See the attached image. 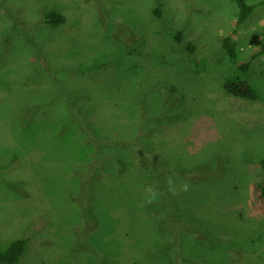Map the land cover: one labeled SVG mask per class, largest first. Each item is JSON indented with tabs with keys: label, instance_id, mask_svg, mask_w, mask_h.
Wrapping results in <instances>:
<instances>
[{
	"label": "rangeland",
	"instance_id": "1",
	"mask_svg": "<svg viewBox=\"0 0 264 264\" xmlns=\"http://www.w3.org/2000/svg\"><path fill=\"white\" fill-rule=\"evenodd\" d=\"M248 1L258 6L238 26L233 0H0V250L31 235V247L16 264H160L161 256L171 259L180 249L188 264H264V54L252 61L247 73L237 69L222 47L223 37L234 36L238 62L264 47V0ZM52 10L64 12L67 22L59 27L45 24V14ZM172 29L184 30L186 40L201 45L199 61L191 65L183 55L176 59L174 53L180 50ZM150 33L159 34L149 37L150 46L161 36L156 49L167 61L181 62L183 70L159 57L148 68L133 64L131 54L138 44L123 45L119 38L140 40ZM97 35L106 39L101 48L108 50L96 52L100 58L84 47ZM93 57L94 65L89 63ZM62 63L74 67L56 71ZM115 71L122 79L116 88L123 90L150 74L169 80L189 77L192 82L179 83L185 99L183 108L171 115L177 120L164 128L170 134L154 139L165 138L163 145L174 160L198 157L204 174L219 176L189 189L183 198L188 210L201 209L208 229L202 237L182 235L184 229L177 226L171 235L159 233L156 226L152 230L141 203L128 199L133 183L143 184L149 172L131 157L114 159L105 153L97 158L95 145L78 136L81 118L74 121L75 95L82 92L92 103L98 101L105 81L112 85ZM53 74L56 84H47ZM237 77L251 82L260 99L235 97L219 84ZM110 94L101 95L105 105L113 98ZM110 112L98 111L86 120L107 130L128 123L123 110ZM156 121L150 122L153 129L144 135L146 142ZM95 158L99 167L103 164L100 180L110 186L103 192L90 174L98 167ZM70 161L76 172L68 166L59 174ZM113 170L121 176L113 179ZM93 189L99 193L89 215L81 209L86 202H81ZM193 240L198 249L192 247Z\"/></svg>",
	"mask_w": 264,
	"mask_h": 264
},
{
	"label": "trees",
	"instance_id": "2",
	"mask_svg": "<svg viewBox=\"0 0 264 264\" xmlns=\"http://www.w3.org/2000/svg\"><path fill=\"white\" fill-rule=\"evenodd\" d=\"M233 1L235 2L238 9L236 15L237 25L241 26L246 23L249 17L252 16L258 4L250 3L248 0ZM155 13L157 16L162 17L161 9L156 8ZM67 20L68 18L64 12L52 10L45 14L44 23L52 27H59L64 25ZM170 34H173V43L177 44L179 46L178 50H180L179 52L176 51L174 53L176 55V59L182 57L183 55V57L188 59L192 65L194 60L199 61V57L202 58L204 51L201 50V45L198 44V42L186 40L184 30L179 29L176 32L175 29H172L170 30ZM158 35L159 34L157 33L155 36ZM155 36L150 33L146 37L138 40L137 36L134 38L132 35H129L127 36L126 40L119 38V42L123 45H130L132 43L138 44L135 46L134 53L131 54V56H133L132 59L135 60L133 63L134 65L139 64L141 68H148L149 64L151 63V59H156L159 57L160 62H165L170 66H177V70H183L181 67L183 66L181 65V62H177L173 58L172 61H167V55L165 53L161 54L162 52H160L159 49H156V47H159L161 36L157 39V44L155 43L154 45L150 46L148 41L149 37ZM105 42V38L97 35L94 37L92 42L84 44V47L89 49L88 51L91 53H94L95 56L97 55L96 52L98 54H102L105 53V51H108L101 48ZM222 47L227 53L230 61L236 64L237 69L247 73H249L251 70L252 61L264 54V47H262L252 56L251 59L238 62L239 43L231 35L223 37ZM97 56L100 58V55ZM95 59L96 57H93L89 63L94 65ZM117 65H120L119 61L117 62ZM101 66L106 68L107 63L104 62L101 64ZM72 67L74 66L70 65L69 63H62V69L57 68L56 71H70L72 70ZM54 77V74L53 77H47V84H56L55 81H53ZM188 79L189 77H178L175 80H169L162 79L159 76L154 77L152 74L144 75L140 76L135 83L129 84L128 88L123 90L120 87L116 88L122 79L120 75L116 74L115 71L114 77H111L112 82L110 83L112 85H110L107 80L105 81V87H103V89L100 91V99L98 101H94V103H92V97L90 95L82 96V92L75 95L77 98H74V121L76 122V120H79V118H81L80 120H84H79V123L76 124V128L80 131V135L78 136L85 139L88 144L95 145L96 151L94 155L97 156V158H100L101 155L105 153L112 154L114 159L122 156H124V158L131 157L133 160H137L135 163L141 165L140 167H143L144 171L149 172L150 175L148 178H146V181H144L143 184H140V186H137L141 188L135 190L137 187L133 186L135 184L133 183L129 190V192H132V195L129 196L128 199L133 200V202L141 203V206L144 207L145 211L149 215L148 218L151 219V228H153L152 230H154V227L156 226L155 228L159 233H164V235L168 233L171 235L173 232L171 228L173 226H177L179 230L184 229L181 232L182 235H186L187 232H192V234L194 232L195 235L202 237V234L207 232L208 229L204 227L202 215H200L201 209L197 208L195 210H188L189 207L183 206L185 202L183 201V198L185 199L186 191H192L189 189L193 187H201L204 182L206 183L216 181L219 179V176L216 177L213 175L210 176L206 173L204 174L203 169L205 168L203 163L200 165V162L196 161L198 157L193 159L177 158V160H174L172 157L173 154H169L168 151H166L169 146L163 145L166 144L164 142L165 138L162 141H157L154 139V136L166 137L168 134H170H167L164 131V128H168L169 124L173 123L174 120H177L171 117V115L176 114L175 112L173 113V111L183 108L182 104H184L185 99L183 98V83H192L190 80L188 81ZM57 82H60V80ZM180 82L183 83L179 86ZM61 83L65 84L64 82ZM219 84L224 90L235 97H242L249 100L260 99V95L252 83L244 78H227L221 81ZM181 86H183V88ZM115 88L118 92H115ZM107 93H111L110 95H113V98L109 101L108 105H105L106 100H104L103 97H106ZM101 95L103 96L102 98ZM64 104L65 105H63V109L68 110V104ZM111 104H114L115 107L108 109L107 106ZM104 110L111 111L110 114L112 115L116 114V110H123L125 114L124 117L127 119L128 123L123 124L121 128H117L116 125H112L109 127V130H107L103 127L104 124L99 122L98 124H91L87 122L86 117L88 119L90 118L89 115H91V117H94V115L97 117V112H102ZM165 112L167 113L164 114ZM155 118L158 124L155 127V130H153L152 134H150L152 135L151 140L146 142L143 137L147 132L152 131L153 128L150 127V122H152ZM160 129L162 131H160ZM155 143L160 144L159 146H154ZM114 150L120 153H122L121 151H124V153L120 156H115L117 154ZM188 161L193 162L190 163ZM97 162H99V160L95 158L94 164H96L98 167L95 168L97 170H92L90 174H92L94 178L92 181H94L97 186L99 185L98 190L103 192V190L107 189L106 187L110 186H108V183L105 181L100 180L101 178L99 172L101 171L103 164L101 163L99 167ZM67 165H69V163ZM70 167V169L73 168L75 170L73 163ZM116 171L117 170H113L112 172L116 175V177H114L115 175L113 176L112 174L113 179L117 178V176H121V173ZM98 175L99 178L97 177ZM74 178H77V174L75 173ZM259 184L261 185V183ZM98 190L95 191L93 189L88 194V197L87 194L84 196L81 202L82 205L86 202V204L82 206L81 209L83 211L85 209L89 211V215L92 214L91 210L93 211L95 205H97L95 201ZM105 196H103L104 199ZM201 207H203L202 204L200 205V208ZM83 215L84 214H82V216ZM111 216L115 218L113 215ZM156 221L161 223V226L158 227L156 225ZM30 236L27 235L16 238L12 240L7 245V247L1 249L0 263L16 264L25 254L27 248L31 247ZM150 239L153 240L151 237ZM193 241L195 242L192 243V247L194 249H198L197 240ZM181 242L182 239L180 238V245ZM186 242L187 239L183 244L184 246H187L188 242ZM169 243L174 244L172 240H170ZM184 250L186 251V249ZM171 255V259L166 257L165 260L163 256H161L162 258L159 259V263L188 264V258L185 257L187 255H185L181 249L179 255L173 253Z\"/></svg>",
	"mask_w": 264,
	"mask_h": 264
},
{
	"label": "crops",
	"instance_id": "3",
	"mask_svg": "<svg viewBox=\"0 0 264 264\" xmlns=\"http://www.w3.org/2000/svg\"><path fill=\"white\" fill-rule=\"evenodd\" d=\"M252 3H257V2H252ZM232 37H233L235 40H237L234 36H232ZM237 41H238V40H237ZM251 68H252V67H251ZM263 68H264V67H263ZM72 163H73V161H70V162H69V165L72 166ZM69 165L66 164V165H65V168H61L59 174H60V173L62 174L63 172H65L66 167H68ZM72 170H73V168L71 169V171H72ZM67 200H68V199H67ZM27 234H30V232L28 231Z\"/></svg>",
	"mask_w": 264,
	"mask_h": 264
}]
</instances>
